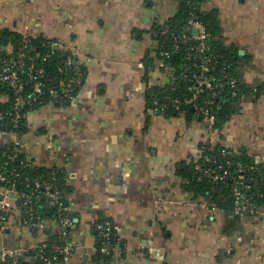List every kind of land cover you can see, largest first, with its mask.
<instances>
[{"label": "crops", "instance_id": "1", "mask_svg": "<svg viewBox=\"0 0 264 264\" xmlns=\"http://www.w3.org/2000/svg\"><path fill=\"white\" fill-rule=\"evenodd\" d=\"M203 8L219 12L225 45L243 58L244 82L263 89L244 96L219 131L206 119L187 124L147 110V90L168 81L161 59L155 62L156 29L178 1L0 0V33L61 40L87 71L71 104L30 112L22 136L0 133V146L18 141L34 167L63 171L75 218L66 264H100L93 226L101 216L125 242L109 264H264V210L227 235V217L194 200L176 174L177 163L198 160L208 141L264 161V0H206ZM2 215L0 203V253L17 252L29 264H37L32 251L66 234L52 219L37 231L27 227L16 189L4 227Z\"/></svg>", "mask_w": 264, "mask_h": 264}, {"label": "trees", "instance_id": "2", "mask_svg": "<svg viewBox=\"0 0 264 264\" xmlns=\"http://www.w3.org/2000/svg\"><path fill=\"white\" fill-rule=\"evenodd\" d=\"M178 1V10L176 14L169 19L168 36L161 35V28L156 29L158 32L157 39L164 45L165 49L171 50L172 35L182 34L187 28L189 20L199 22L206 27L208 38L206 40V50L203 54H198L196 51L187 49L195 47L198 42L193 40L185 45H180L178 52L174 53L175 60L172 57L166 61L172 73L176 77L173 84L164 86H152L147 90L146 101L147 110L153 112V108L164 107V112L161 115L164 118H180L183 117L187 124L192 122L203 121L205 118L199 115L198 110H194L191 106L179 105V109L174 107V99L184 98L190 96L187 91L190 82L188 76L197 75L200 72V66L203 65L208 68V76H212L214 83H222L223 87L219 90L220 94L216 97L212 96V92L205 90L200 94L197 102L199 107L209 109L215 115V122L211 126L206 120L207 127L213 131L221 130L235 114L239 113L240 103L244 96H250L255 93L258 97L263 90L261 87H251L244 82L243 73L240 63L243 58L238 55L235 48H230L225 45L222 37V25L219 18V12L212 10L207 11L203 8L206 0H176ZM49 40L45 38H28L25 43L28 48L26 49L27 55L33 59V62L38 67H43L46 70V76L43 79L45 84L44 94L37 95L38 99L32 106H25L19 110L22 115L19 123H15V96L14 90L10 86L0 82V98L4 97V101H0V112L3 119L0 120V133H13L18 136L26 134L28 129V114L47 104L55 105H69L71 102L54 101L48 94V90L54 87L55 82L52 81L55 77H64L75 75L73 70L68 69L65 73H60V68H65L67 56L63 53H56L48 58L46 62L42 58L37 57L47 56L50 52ZM24 45L23 35L17 32L4 30L0 33V57L8 59L10 57H17L20 49ZM8 47H12L13 51L10 54ZM158 52V53H157ZM157 54H161V48L156 50ZM159 54V58L160 57ZM212 58L211 62H199V57ZM207 59V58H206ZM151 58H146L150 62ZM153 65V59L151 60ZM80 71L84 73L85 80L87 71L85 66H80ZM236 79V85H230L231 79ZM85 80L83 81L85 84ZM35 83V82H34ZM34 83L27 84L23 92V96L31 97L33 93ZM83 84V85H84ZM169 97V98H168ZM155 102L157 103L155 106ZM212 102L211 104H208ZM201 156L198 160L190 159L189 161H181L176 165V174L184 181V189L192 195L194 200L200 202L211 201L216 207V211L222 212L227 221L223 228V232L227 235H232L238 230L243 220L233 214L235 208V196L233 194V186L235 179L238 176H243L245 182L250 186L248 192L243 196L245 202L253 205L255 209L264 210V161L252 154L246 148H231L226 147L221 143L206 142L201 144ZM14 150L11 146H0V166H6L7 170H3L5 176L9 179L10 184L15 185L19 191L31 193L35 190L36 182L42 184L50 183L56 186L63 196V207L50 206L47 199L43 198L38 202L35 201L36 214L41 217L43 222L47 220L69 219L72 225L75 224V218L69 212L67 193L68 190L65 186L63 171L60 169H43L34 167L28 163L22 152H18L14 159ZM212 163H208L207 160ZM25 162V163H24ZM21 163H24L21 164ZM225 165L229 171L230 178L224 183L210 182L203 177L202 171L198 170L199 165L204 168L217 165ZM2 185V184H1ZM43 190L41 189V192ZM43 196V194H41ZM248 219V218H247ZM109 222L112 227V235L110 241L111 254L105 256L101 253L102 239L99 237L95 229L98 224ZM71 229V228H70ZM70 229H66L65 235L51 236L47 243L40 245L36 250L31 252V256L37 261V264H46L45 260L52 259L54 256L59 255V250L67 239ZM37 231V230H36ZM93 232L97 237V255L95 261L100 264L111 263L114 255V249L121 244L125 246V242L117 235L113 223L101 216L100 219L94 224ZM45 246L43 250L41 248ZM40 255H44L42 259ZM0 264H7L0 262ZM16 264H29L22 258H18ZM56 264V263H55Z\"/></svg>", "mask_w": 264, "mask_h": 264}, {"label": "built area", "instance_id": "3", "mask_svg": "<svg viewBox=\"0 0 264 264\" xmlns=\"http://www.w3.org/2000/svg\"><path fill=\"white\" fill-rule=\"evenodd\" d=\"M169 21V20H168ZM168 21L161 26V35L168 36L169 25ZM194 30H198V35L194 34ZM158 35V34H157ZM24 37V45L20 49L17 57H10L8 59H3L0 57V82L10 86L14 90L15 96V123L18 124L19 120L21 119V114L19 110L24 108L25 106H32L34 102L37 101V95H43L45 84L43 83V79L46 76V70L43 67H38L34 62L33 59L27 55L26 49L28 46L25 44L27 43V39L29 37ZM208 38L206 27L199 22H195L194 20H189L187 28L184 30L182 34L172 35L171 40L172 49L167 50L165 49L164 45L159 41V47L161 48L160 54V65L163 69L168 72V81L165 84L160 85L164 86L167 84H173L176 77L172 73L170 67L167 65L166 61L173 58L174 53L178 52L180 49V45H185L193 40H196L198 44L190 49V51H196L198 54H203L206 50V40ZM49 40V39H48ZM49 47L50 52L47 56H40L37 57L42 58L43 62H46L48 58L56 53H63L67 56L65 62V68H60V73H65L68 69L73 70L75 75L72 76H65L64 77H55L52 81L55 82L54 87L48 90V94L51 98L56 101L60 102H73L81 89L83 88L85 75L83 72L80 71L81 64L73 57L67 46L61 40H49ZM12 52H10L11 54ZM207 58V59H206ZM211 62L212 58L209 57H199V62ZM200 72L197 75L188 76V81L190 85L187 88V91L190 93V96L184 98H175L174 99V107L179 109V105L184 106H191L194 110L199 111V115L203 116L208 123L212 126L215 122V115L209 109H204L203 107H199L197 102L200 98V94H202L205 90H209L212 92V96L216 97L220 94L219 90L223 87L222 83L215 82L212 76H208L207 73L209 72L208 68L201 65ZM35 82V83H34ZM34 83L33 86V93L31 97H24L23 92L27 84ZM230 85L234 87L236 85V79H231ZM169 98V97H168ZM212 102L208 103L211 104ZM155 102V106H156ZM153 114L161 115L164 112V107L153 108ZM3 119V115L0 112V120ZM15 135L13 133H10ZM14 150V155L11 156V159H14L18 152H20V143L18 141L13 142L10 145ZM208 163H212L211 160H207ZM25 163V162H24ZM24 163H21L24 165ZM198 170L202 171L203 177L208 179L210 182L214 183H224L230 178L229 171L226 169L225 165H217L215 167H208L204 168L203 166L199 165L197 167ZM7 170L6 166H0V196L1 199V208L3 211V215L1 216V222L4 224L7 221V201L11 194V192L16 189L20 196V208L24 214V223L27 227L31 230L36 231L40 230L44 227L45 222L41 219L39 215L36 214L35 210V201L38 202L39 200L46 198L47 203L50 206L56 207H63V196L62 192L50 183L42 184L40 182H36L35 190L31 193H27L24 191H19L15 185L10 184L9 179L5 176L4 171ZM2 184V185H1ZM41 189L43 190L41 192ZM250 186L245 182L243 176H238L235 179V183L233 186V194L235 196V208L233 214L238 216L242 219L252 218L261 214V210L255 209L252 204L245 202L243 199V195L248 192ZM43 194V196H41ZM207 206L216 211V207L210 200L207 201ZM59 224L63 227V229L69 230L72 228V222L69 219H62L58 221ZM98 232L99 237L102 239V248L101 253L105 256H109L111 254V235H112V227L109 222H105L102 224H98L95 228ZM67 238V237H66ZM45 246L41 248L43 250ZM72 251V244L68 240V238L64 241L63 246L59 250V255L54 256L52 259L45 260L46 264H66L71 256ZM114 252H125V246H121L119 244L115 249ZM115 253V254H116ZM42 259L44 255H40ZM19 255L17 252H13L7 249H4L0 253V262H5L7 264H16L18 261Z\"/></svg>", "mask_w": 264, "mask_h": 264}, {"label": "rangeland", "instance_id": "4", "mask_svg": "<svg viewBox=\"0 0 264 264\" xmlns=\"http://www.w3.org/2000/svg\"><path fill=\"white\" fill-rule=\"evenodd\" d=\"M158 48H156V50H157ZM158 53V52H157ZM157 55V60H155V62L157 63V61L160 59L159 58V54H156ZM242 100H243V98H242ZM242 103V102H241ZM241 103H240V105H241ZM50 104H52V103H50ZM47 105H49V104H47ZM47 105H45V106H47ZM45 106H43V107H45ZM43 107H41V108H43Z\"/></svg>", "mask_w": 264, "mask_h": 264}, {"label": "water", "instance_id": "5", "mask_svg": "<svg viewBox=\"0 0 264 264\" xmlns=\"http://www.w3.org/2000/svg\"><path fill=\"white\" fill-rule=\"evenodd\" d=\"M194 34L198 35V30H194ZM240 54L242 55V52H240ZM172 60H175V58H172ZM0 199H1V196H0Z\"/></svg>", "mask_w": 264, "mask_h": 264}]
</instances>
